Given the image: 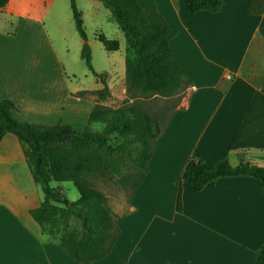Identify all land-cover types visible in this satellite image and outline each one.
I'll return each mask as SVG.
<instances>
[{"label": "crops", "instance_id": "0c3cea01", "mask_svg": "<svg viewBox=\"0 0 264 264\" xmlns=\"http://www.w3.org/2000/svg\"><path fill=\"white\" fill-rule=\"evenodd\" d=\"M137 1L154 3L176 30L169 44L188 82L154 139L135 192L110 206L119 228L110 251L91 264H248L264 242L261 181L223 176L196 190L180 174L222 157L264 165V11L250 12L252 0H223L218 11L195 12L186 0ZM70 9V0H8L0 8V98L14 102L21 121L91 123L97 103L91 91L102 86H69L54 46L69 37ZM102 73L112 100L122 99L125 72ZM79 90L88 92L82 97ZM42 198L18 138L6 132L0 139V264H81L29 213Z\"/></svg>", "mask_w": 264, "mask_h": 264}, {"label": "trees", "instance_id": "16d2710c", "mask_svg": "<svg viewBox=\"0 0 264 264\" xmlns=\"http://www.w3.org/2000/svg\"><path fill=\"white\" fill-rule=\"evenodd\" d=\"M7 1L0 0V8ZM100 1L110 10L125 37V101L138 95L170 96L180 91L188 78L171 52L169 40L176 30L168 26L155 4L142 7L137 0ZM222 6L223 0H186L189 12L218 11ZM70 8L75 28L86 40L82 13L75 0H70ZM249 11H264V0H252ZM96 37L106 50H116L119 46L117 39L101 32ZM80 55L102 82L101 88L91 91L97 103L89 121H101L103 128L93 131L63 123L21 121L13 113L14 102L0 98V139L6 132L16 135L33 180L42 190L40 204L29 209L42 233L56 239L79 263L91 264L110 251L119 232L108 197L94 185V179L116 177L129 190L130 198L145 175L154 139L162 127L152 114L134 102L116 107L99 103L111 96L105 73L93 70L86 42ZM87 92L79 90L75 94L84 97ZM232 175L253 176L264 185V165L243 160L232 163L227 157L198 171L185 167L180 179L199 190L219 177ZM51 181H71L78 197L68 199ZM180 203L178 189L176 209H180ZM248 264H264V242Z\"/></svg>", "mask_w": 264, "mask_h": 264}, {"label": "rangeland", "instance_id": "374dc122", "mask_svg": "<svg viewBox=\"0 0 264 264\" xmlns=\"http://www.w3.org/2000/svg\"><path fill=\"white\" fill-rule=\"evenodd\" d=\"M98 1L99 5L97 3L91 5L90 3H83L81 0H77L78 5L84 7V12H82L80 7L76 4L82 13L86 40H83L80 37L76 32L74 25H72L69 28V37H65L60 41H54V46L58 50V55L66 72L68 78L67 83L69 86H102L101 80L88 69L84 59L80 55L81 48L85 42L88 44L91 51V63L94 71L97 73L106 72L108 77L111 76V78L115 76V73H121V75H123L125 72L124 56L126 52V41L124 34L113 19L110 10L105 7L100 0ZM97 31L103 32L108 37L117 39L119 41V49L115 51H107L102 43L96 38L95 33ZM182 95L183 93L180 90L170 96L138 95L134 97L132 101L129 99L125 101V92V96L122 99L118 98V96L113 100L111 96L106 98L105 100H107L108 103L104 105L116 107L124 104V102H134L152 114L157 121L158 126L161 128ZM90 122V125L86 127L93 131L101 130L104 126L101 121ZM54 183L60 186L63 191L62 193L68 199L74 200L78 197V191H75L76 193L74 194V191L70 189L73 185L71 181H54ZM93 183L106 194L108 197V203L113 208L123 204V201L126 202L129 198V190H125L114 176L108 178H96ZM73 223L77 224V222Z\"/></svg>", "mask_w": 264, "mask_h": 264}]
</instances>
